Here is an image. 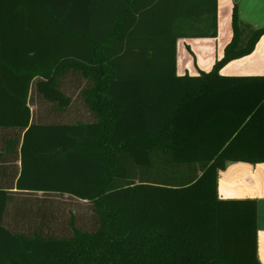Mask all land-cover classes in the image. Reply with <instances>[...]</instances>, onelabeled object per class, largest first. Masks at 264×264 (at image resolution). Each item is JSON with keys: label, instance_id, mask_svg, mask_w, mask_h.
<instances>
[{"label": "trees", "instance_id": "1", "mask_svg": "<svg viewBox=\"0 0 264 264\" xmlns=\"http://www.w3.org/2000/svg\"><path fill=\"white\" fill-rule=\"evenodd\" d=\"M218 18L219 0H0V264H262L258 201L220 199L219 174L264 163V76L219 72L264 26L233 4L213 69L177 73L178 39Z\"/></svg>", "mask_w": 264, "mask_h": 264}, {"label": "crops", "instance_id": "2", "mask_svg": "<svg viewBox=\"0 0 264 264\" xmlns=\"http://www.w3.org/2000/svg\"><path fill=\"white\" fill-rule=\"evenodd\" d=\"M220 3L221 0H219V33L216 39L181 38V40L187 42V50L189 46L195 54V60L198 58V52H202L204 54L203 57L213 54V67L216 61L222 57L224 48L232 37L231 28V37L229 41L219 49ZM233 4L239 6L241 18L244 21L251 23L255 27L264 26V0H228L226 5L230 11V24ZM2 41L3 44L6 43L4 40ZM194 41L196 44L198 43L196 48L193 47V45L191 46V43ZM10 49L11 47L7 48V45L1 46L0 54L6 55ZM213 67L209 68L208 71L200 69L197 74L193 75H198L200 72H210ZM225 69H229L230 72L225 73ZM219 74L222 76H264V36L251 55L232 61L222 68ZM178 75L185 74L178 73ZM219 198L224 200L256 199L258 201V258L260 262L264 264V163H230L226 170L221 171L219 174Z\"/></svg>", "mask_w": 264, "mask_h": 264}, {"label": "rangeland", "instance_id": "3", "mask_svg": "<svg viewBox=\"0 0 264 264\" xmlns=\"http://www.w3.org/2000/svg\"><path fill=\"white\" fill-rule=\"evenodd\" d=\"M228 0H221L220 3V36L218 39V47L221 48L222 45L227 43L231 37V24H230V11L227 8ZM187 42L179 39L177 43V61H178V73L180 74H197L200 69L203 71H208L209 68L213 67L214 56L203 57L202 52H198V58L196 61L194 57L189 53L186 48ZM198 44V43H197ZM196 42H192L191 46L197 47ZM236 67V66H235ZM234 68V67H233ZM230 72L229 69H225V73ZM230 75V74H227ZM34 113L37 112V107L34 105L31 107ZM72 202V208L81 213H85L87 207L83 203H79L73 200L68 201Z\"/></svg>", "mask_w": 264, "mask_h": 264}]
</instances>
